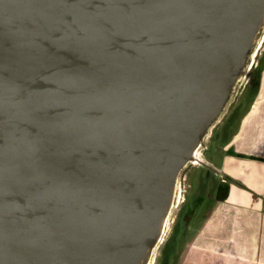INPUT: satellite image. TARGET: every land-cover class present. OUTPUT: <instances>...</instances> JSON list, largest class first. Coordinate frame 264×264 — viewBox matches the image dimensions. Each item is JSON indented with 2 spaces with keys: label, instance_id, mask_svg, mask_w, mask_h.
<instances>
[{
  "label": "water",
  "instance_id": "95a60500",
  "mask_svg": "<svg viewBox=\"0 0 264 264\" xmlns=\"http://www.w3.org/2000/svg\"><path fill=\"white\" fill-rule=\"evenodd\" d=\"M263 19L264 0H0V264H141Z\"/></svg>",
  "mask_w": 264,
  "mask_h": 264
},
{
  "label": "crops",
  "instance_id": "0c3cea01",
  "mask_svg": "<svg viewBox=\"0 0 264 264\" xmlns=\"http://www.w3.org/2000/svg\"><path fill=\"white\" fill-rule=\"evenodd\" d=\"M258 66L246 92L248 109L235 137L222 148L218 168L228 180V197L205 224L187 264H264L263 58ZM229 146L235 153L227 151Z\"/></svg>",
  "mask_w": 264,
  "mask_h": 264
},
{
  "label": "rangeland",
  "instance_id": "374dc122",
  "mask_svg": "<svg viewBox=\"0 0 264 264\" xmlns=\"http://www.w3.org/2000/svg\"><path fill=\"white\" fill-rule=\"evenodd\" d=\"M256 36L253 41L254 43L252 45V48L249 50V52L247 53V55L243 60L244 68L240 69V71L235 76L233 83L226 90L223 103L218 108L216 117L200 132L198 138L199 145L198 148L195 150V153H197L199 156H201L202 153L206 155V153H208L210 149H212V151L215 152L216 154L222 152V148L216 149L217 151L214 150L216 146L215 143H213V141L217 134L224 136V141H225L224 145H228V142H230L231 139L234 138L236 135L237 126L241 123L243 119V116L241 115L246 113L250 103V100L246 95V92L252 81L255 67H257L260 64V60L262 58L264 59V19H263V24L259 29V32L256 34ZM235 107L237 108L238 111L237 118H234L233 121L229 119L227 123L223 126L224 122L228 119V116L230 115L232 109ZM206 148H208L209 150H207ZM227 151L228 152L233 151V153H235V149L231 148V146L227 148ZM201 158L205 159L203 155ZM208 161H209V157L205 159V162L208 163ZM214 166H216L215 162H214ZM195 170L196 167L187 165L183 167L177 175L176 183L174 184V192L169 204L168 211L165 214L163 231L161 232L160 235L161 236L160 241L163 238L165 239L167 237L170 228L172 226V223L176 218L178 210L183 205V200L184 199L187 200L188 197L190 196V192H191L190 185L192 184V178L194 176L193 174ZM221 204L215 203L212 207H210L211 210H208L207 213L210 211L211 216L213 215L214 212L217 213L219 211V207L221 206ZM202 222L203 221L196 218L192 223V226L199 228L202 225ZM205 224L206 223H204L203 226ZM199 235H201V233ZM190 239L192 240V238ZM160 241L150 251L149 259L146 264H158V261L156 262V260L159 257L160 249L158 248V246L160 245L159 244ZM224 258L225 257H223V259ZM239 260L241 261V258H239L237 262H239Z\"/></svg>",
  "mask_w": 264,
  "mask_h": 264
},
{
  "label": "flooded vegetation",
  "instance_id": "af4514ba",
  "mask_svg": "<svg viewBox=\"0 0 264 264\" xmlns=\"http://www.w3.org/2000/svg\"><path fill=\"white\" fill-rule=\"evenodd\" d=\"M216 138L218 140L217 136ZM213 143L216 144L215 141ZM206 149L209 150L208 148ZM202 155L206 159L207 157H214L216 153L210 149L206 155L203 153ZM205 159L202 158L201 162L194 166L196 170L190 185V196L187 200H183V205L178 210L167 237L161 241L159 240L161 242L158 246L160 251L156 260L158 264H187V254L193 248L199 234L203 231L205 226L203 224L207 223L212 217L210 211L208 213L207 211L211 210L210 207L216 203V191L218 187L228 182L221 175L217 165L214 166L215 158H213V162L209 160L208 163L205 162ZM201 163H205L209 167ZM196 218L203 221L199 228L192 226Z\"/></svg>",
  "mask_w": 264,
  "mask_h": 264
},
{
  "label": "trees",
  "instance_id": "16d2710c",
  "mask_svg": "<svg viewBox=\"0 0 264 264\" xmlns=\"http://www.w3.org/2000/svg\"><path fill=\"white\" fill-rule=\"evenodd\" d=\"M259 66H257V68H258ZM239 104V103H238ZM238 111H237V108L235 107V108H233L232 109V111H231V113H230V115L228 116V119H227V121L230 119L231 121H233V119L234 118H237V115H238V113H237ZM240 116V115H239ZM242 116V115H241ZM240 116V117H241ZM226 124V121L224 122V124H223V126ZM217 137H218V140H217V138L215 137L214 138V141L216 142V144H215V146H216V149H221V148H223V145H224V143H225V141H224V136H222V135H219L218 136V134L216 135ZM217 140V141H216ZM215 149V151H217ZM222 156H223V154H222V152L221 153H219V154H216V155H214V157H211V158H209V160H210V162H213V158H215L214 160H215V163H216V165H218L217 167H219V165H220V160L222 159ZM216 199H215V202L216 203H222V202H224L226 199H227V197H228V194H229V185L226 183V184H222L221 185V187H218V189H217V191H216Z\"/></svg>",
  "mask_w": 264,
  "mask_h": 264
},
{
  "label": "bare ground",
  "instance_id": "6f19581e",
  "mask_svg": "<svg viewBox=\"0 0 264 264\" xmlns=\"http://www.w3.org/2000/svg\"><path fill=\"white\" fill-rule=\"evenodd\" d=\"M262 24H263V22H262ZM262 24H261V25H262ZM256 37H257V36H256ZM253 56H254V55H253ZM243 66H244V65L242 64V65H241V68H242ZM250 67H251V66H250ZM243 68H244V67H243ZM197 148H198V145L192 149V151H191V157L189 158V160L187 161V163L184 165V167L187 166L188 162H190L191 160H194L196 164H198L199 162H201L199 155H198L197 153H195V150H196ZM198 153H199V152H198ZM182 168H183V167H182ZM182 168H181V169H182ZM181 169H180V170H181ZM179 172H180V171H179ZM177 175H178V174H177ZM176 178H177V176H176L175 179H174V183H173V187H172V191H171V196H170V200H169V203H168V206H167L166 213H167V211H168L169 204H170V201H171V198H172L173 192H174V184L176 183ZM166 213H165V214H166ZM164 219H165V215H164V217L162 218V220L160 221L159 232H158L157 236L155 237V239L153 240V242L151 243V246H150V248L148 249V251H147L145 257L143 258L141 264H146V263L148 262L150 251H151V250L156 246V244L159 242V240H160V238H161V236H160V235H161V232L163 231ZM163 236H164V235H163ZM160 243H161V242H160ZM160 243H159V244H160Z\"/></svg>",
  "mask_w": 264,
  "mask_h": 264
},
{
  "label": "built area",
  "instance_id": "2783aa9c",
  "mask_svg": "<svg viewBox=\"0 0 264 264\" xmlns=\"http://www.w3.org/2000/svg\"><path fill=\"white\" fill-rule=\"evenodd\" d=\"M199 157H200V160H202V158H201V157H202V155H201V156H199ZM199 163H200V162H199ZM199 163H198V164H199ZM198 164H196L194 160H191L190 162H188V164H187V165H191V166H197Z\"/></svg>",
  "mask_w": 264,
  "mask_h": 264
}]
</instances>
